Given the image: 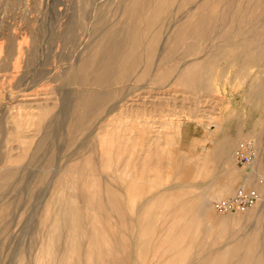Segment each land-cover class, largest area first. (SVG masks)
I'll return each instance as SVG.
<instances>
[{
    "label": "rangeland",
    "instance_id": "obj_1",
    "mask_svg": "<svg viewBox=\"0 0 264 264\" xmlns=\"http://www.w3.org/2000/svg\"><path fill=\"white\" fill-rule=\"evenodd\" d=\"M107 43L121 51L101 80ZM0 49V264H165L154 247L170 225L154 209L141 259L154 194L214 207L264 161V0H0ZM249 142L253 160L232 170ZM80 172L98 193L74 195ZM230 213L234 237L255 227L248 210L214 208L215 222Z\"/></svg>",
    "mask_w": 264,
    "mask_h": 264
},
{
    "label": "bare ground",
    "instance_id": "obj_2",
    "mask_svg": "<svg viewBox=\"0 0 264 264\" xmlns=\"http://www.w3.org/2000/svg\"><path fill=\"white\" fill-rule=\"evenodd\" d=\"M108 40H109V38H108ZM123 42H124V40H123ZM116 44H118V42ZM109 46H110V43H107L103 49V50H105V52H107V58H106V61H104V63H102L100 65L101 68H104L101 72H99V74H100L99 77L101 80H103L105 78H109L112 75V72L114 70V69H112V66H113L112 65V62H113L112 59L113 58L116 59V57L120 54V51H121V50L119 51V49L112 51ZM113 46H114V44H113ZM236 148H237V146L233 147V149L230 151V157H229V162L231 165H233L232 170H235V171H236V167L234 166V163L237 160L236 153H235ZM255 161L256 162H255L254 169H253L254 172L251 176L248 177L246 185L248 187H255L260 192V197H262V196L264 197V185L260 181V179L264 178V161H262V160H255ZM80 174L84 175V177L81 180L79 178H76L75 181H73L69 186V188L72 189V192L74 193V195L79 197V194H81L78 192L79 189H81V192L83 195H87L90 192L95 193V194L98 193L100 190V186H99V183L94 180L95 176L87 174V173L84 174L82 172H80ZM177 189H181V188L179 187ZM182 191H183V189H182ZM116 193H118V192H116ZM83 195H81V196H83ZM201 195H199V196H201ZM188 196H190V195H188ZM209 197H211V196H209ZM214 197L220 198V195H216ZM116 198H118V197H116ZM194 198H193V200H195ZM74 199H76V198H74ZM123 199H124V196H123ZM149 199H150V197H149ZM90 200H92V199H90ZM191 200L186 201L184 203V205H182V206H178L177 205L178 203L175 201L174 198H172V197H171V199L166 198L165 195L163 196L162 194H159V193L154 194V197L152 198L151 202L146 205L145 209L143 210V214H141V217L139 218V230H138L139 234H140V240L139 241L142 243V245L140 244V246H141L140 251H141V255H142L141 259H145L146 257H149L148 253L150 254L149 251L152 247L153 240L157 235V232H158L157 230L159 229L158 226H160L159 225L160 223L158 224V222L155 225H152L147 221V216H148L149 211L154 209L155 211H161L162 212V215L161 214L158 215L161 218L165 214V216H166L165 222L167 220V222L169 223V225H170L169 228H170V232H171V234L169 235L170 237L167 238L166 240H163V241L157 240L156 242L154 241L155 245H156V247H154V249H155L154 259H156V260L160 259V262L162 259H167V263H165V264H187L186 262L190 259L192 260V258H198V259L205 258L206 260L211 261L208 264H264V201L263 200H261L260 204H258V205L255 204L253 207L248 209V211H249V213L247 214L248 219H254L256 221V224H255V227L253 228V230L249 231V233H247L246 235H243L240 237L235 236L236 238L234 237L233 232L230 231V229H228V226H229V224L232 227L237 226L241 221V218L243 216L242 214L241 215H235L233 213H230L229 216L224 217L222 220H220L219 222L216 223L215 222V216H214L215 215L214 214V207L208 202V201H210L208 199V195L203 194L201 196V198L199 197V199H197L196 201H193V200L191 201ZM105 202H107V201H105ZM179 203H180V201H179ZM123 204H125V203H123ZM79 205H80V203H79ZM106 206H107V204H106ZM101 207H102V205H101ZM101 207H100V210H101ZM92 209H90L88 207L87 211L88 212L92 211L94 217L99 218L100 215L98 213H96V210H92ZM102 209H103V207H102ZM100 213H102V212H100ZM85 214H87V213H85ZM118 216H119V214H118ZM94 217H92V218H94ZM92 220H94V219H92ZM95 220H97V219H95ZM228 220H230V222ZM99 222H101L100 219H99ZM70 224L71 223H69V225ZM73 224H74V222H73ZM163 224H164V222H163ZM77 225H79V224H77ZM93 225H95V224H93ZM89 226H91V225H89ZM96 226H98V225H96ZM123 226H124V224H123ZM151 226H153L154 228H151ZM102 229H103V227H102ZM86 230H87V228H86ZM245 231L247 232V230H245ZM84 234H85V232H84ZM101 234H103V233L101 232ZM112 234L114 235L113 232H112ZM113 235H112V237H113ZM116 235L117 234H115L114 236H116ZM125 236L127 237V235H125ZM116 239L117 238L115 237V240ZM135 240H136V238H135ZM94 242H96V241H94ZM125 242H126V240H125ZM69 243H71V242L69 241ZM81 243H82V241H81ZM219 243H225L226 244V245L224 244L225 248L224 249L218 248V246L215 247ZM56 244H58V243H56ZM124 244H126V243H124ZM207 245L209 246L208 248H206ZM44 247H46V246H44ZM70 247H71V245H70ZM137 247H139V246L137 245ZM52 248H54V247H52ZM81 248H79V249H81ZM100 249L102 251V248H100ZM221 249H222V252L218 255L217 253ZM42 250H44V248ZM59 251H60V248H59ZM66 251H67L66 253H68V250H66ZM135 251L137 252V250H135ZM100 252H99V254H100ZM214 252H215V254H213ZM91 254L93 255V253H91ZM198 254H200V255L198 256ZM131 255L134 257L133 254H131ZM43 256H44V254H43ZM106 256H107V254H106ZM57 257H58V254H57ZM52 258H54V257H52ZM122 258H124V257L122 256L121 258H117L116 264H124V261H122L123 260ZM63 259H62V261L66 260V258L64 260ZM83 259H85V258H83ZM138 259L140 260V258H138ZM73 261H74V259H73ZM137 261H136V263H137ZM81 262H83V261H81ZM127 262H128V260H127ZM154 262H156V261H154ZM164 262H166V260H164ZM60 263L61 262H59V264ZM94 263H96V262H94ZM53 264H55V263H53ZM75 264H78V263L76 262ZM158 264H159V262H158Z\"/></svg>",
    "mask_w": 264,
    "mask_h": 264
},
{
    "label": "built area",
    "instance_id": "obj_3",
    "mask_svg": "<svg viewBox=\"0 0 264 264\" xmlns=\"http://www.w3.org/2000/svg\"><path fill=\"white\" fill-rule=\"evenodd\" d=\"M254 148L251 142L243 144L236 153V158L242 164H249L253 160ZM258 191L255 188L241 184L234 193L220 197L214 201V208L219 213L245 212L257 204Z\"/></svg>",
    "mask_w": 264,
    "mask_h": 264
}]
</instances>
